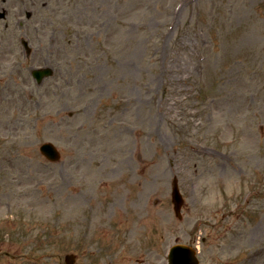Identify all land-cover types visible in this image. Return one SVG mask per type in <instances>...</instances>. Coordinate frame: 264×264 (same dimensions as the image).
<instances>
[{"label": "rangeland", "instance_id": "374dc122", "mask_svg": "<svg viewBox=\"0 0 264 264\" xmlns=\"http://www.w3.org/2000/svg\"><path fill=\"white\" fill-rule=\"evenodd\" d=\"M0 8V264H264V0Z\"/></svg>", "mask_w": 264, "mask_h": 264}, {"label": "water", "instance_id": "95a60500", "mask_svg": "<svg viewBox=\"0 0 264 264\" xmlns=\"http://www.w3.org/2000/svg\"><path fill=\"white\" fill-rule=\"evenodd\" d=\"M54 71L51 68L36 69L32 71L33 77L42 83L45 78L53 76ZM41 152L51 161H58L60 153L52 143H46L41 146ZM173 203L175 205L176 214L181 218V209L184 203L182 194L179 190L178 180L175 179L173 183ZM76 258L74 255L66 256V264H75ZM169 264H199L195 256V251L190 247L178 245L172 248L169 256Z\"/></svg>", "mask_w": 264, "mask_h": 264}, {"label": "flooded vegetation", "instance_id": "af4514ba", "mask_svg": "<svg viewBox=\"0 0 264 264\" xmlns=\"http://www.w3.org/2000/svg\"><path fill=\"white\" fill-rule=\"evenodd\" d=\"M1 14H3L4 16H1ZM20 16V15H19ZM0 18L1 19H5L6 18V12L4 11V10H2L1 8H0ZM22 26L24 25V24H21ZM29 56V55H28Z\"/></svg>", "mask_w": 264, "mask_h": 264}]
</instances>
